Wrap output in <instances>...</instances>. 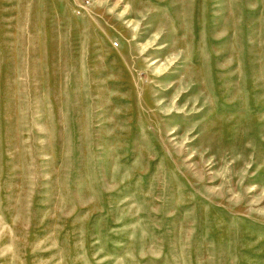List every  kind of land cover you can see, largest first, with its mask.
Listing matches in <instances>:
<instances>
[{
  "label": "rangeland",
  "instance_id": "1",
  "mask_svg": "<svg viewBox=\"0 0 264 264\" xmlns=\"http://www.w3.org/2000/svg\"><path fill=\"white\" fill-rule=\"evenodd\" d=\"M0 264H264V0H0Z\"/></svg>",
  "mask_w": 264,
  "mask_h": 264
}]
</instances>
